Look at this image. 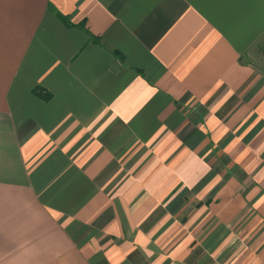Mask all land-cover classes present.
<instances>
[{
  "label": "crops",
  "instance_id": "obj_1",
  "mask_svg": "<svg viewBox=\"0 0 264 264\" xmlns=\"http://www.w3.org/2000/svg\"><path fill=\"white\" fill-rule=\"evenodd\" d=\"M0 264H264V0H0Z\"/></svg>",
  "mask_w": 264,
  "mask_h": 264
}]
</instances>
